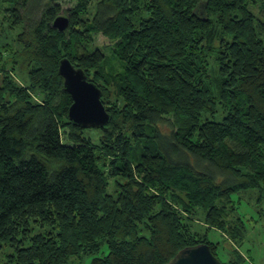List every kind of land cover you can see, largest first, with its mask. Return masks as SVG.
Segmentation results:
<instances>
[{"label":"trees","instance_id":"16d2710c","mask_svg":"<svg viewBox=\"0 0 264 264\" xmlns=\"http://www.w3.org/2000/svg\"><path fill=\"white\" fill-rule=\"evenodd\" d=\"M253 4L264 0H0V264H170L200 244L217 256L211 230L237 246L222 264H241L239 204L264 203ZM64 58L102 91L98 143L69 118Z\"/></svg>","mask_w":264,"mask_h":264},{"label":"rangeland","instance_id":"374dc122","mask_svg":"<svg viewBox=\"0 0 264 264\" xmlns=\"http://www.w3.org/2000/svg\"><path fill=\"white\" fill-rule=\"evenodd\" d=\"M63 9H72L75 6L74 2L64 1L62 2ZM254 5V4H253ZM251 9L257 14L258 17L264 19V5L262 4ZM62 15L67 16L65 12ZM94 48L102 49L107 55V64L104 66V73L107 75L109 69L114 68L113 73L116 74L120 70V62L114 53V45L112 42L101 34L94 37ZM213 63V62H212ZM214 64V63H213ZM106 69V70H105ZM112 74H108L110 76ZM114 98L112 97V101ZM221 119V115L217 116V120ZM87 135L92 138L95 143L100 140V131L96 128H88ZM65 139V137H64ZM239 212L243 216L247 223V233L243 242V245L239 249L243 260L241 264H264V203L258 204L257 195L245 194L239 204ZM196 229L204 233V226L202 221H198ZM211 241L215 242L217 256L223 262H232L236 259L234 249L237 246L234 242L217 230H211L206 232ZM108 254L107 245L103 246L100 256ZM92 257H87L82 264H90Z\"/></svg>","mask_w":264,"mask_h":264},{"label":"water","instance_id":"95a60500","mask_svg":"<svg viewBox=\"0 0 264 264\" xmlns=\"http://www.w3.org/2000/svg\"><path fill=\"white\" fill-rule=\"evenodd\" d=\"M70 19L60 15L53 26L60 31L68 29ZM59 73L64 79L65 90L72 97L69 118L76 126L84 129L107 128L111 123V115L102 102V91L81 68H77L68 59L60 61ZM170 264H222L213 254L210 245L200 244L180 251Z\"/></svg>","mask_w":264,"mask_h":264}]
</instances>
